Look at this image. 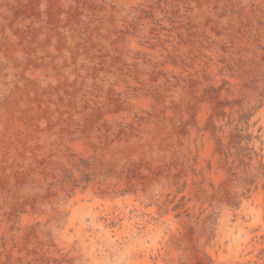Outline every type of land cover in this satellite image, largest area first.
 Returning <instances> with one entry per match:
<instances>
[{
	"label": "rangeland",
	"instance_id": "374dc122",
	"mask_svg": "<svg viewBox=\"0 0 264 264\" xmlns=\"http://www.w3.org/2000/svg\"><path fill=\"white\" fill-rule=\"evenodd\" d=\"M0 100V264H264V0H0Z\"/></svg>",
	"mask_w": 264,
	"mask_h": 264
},
{
	"label": "bare ground",
	"instance_id": "6f19581e",
	"mask_svg": "<svg viewBox=\"0 0 264 264\" xmlns=\"http://www.w3.org/2000/svg\"><path fill=\"white\" fill-rule=\"evenodd\" d=\"M14 79V78H13ZM1 101V100H0ZM5 102V101H4ZM3 103V102H2ZM7 103V102H6ZM1 105V104H0ZM3 106V105H2ZM7 106V105H6ZM9 107V106H8ZM1 110V109H0ZM5 111V110H4ZM2 114V113H1ZM4 114H5V112H4Z\"/></svg>",
	"mask_w": 264,
	"mask_h": 264
}]
</instances>
